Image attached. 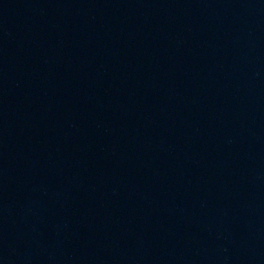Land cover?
Masks as SVG:
<instances>
[{
  "label": "water",
  "instance_id": "water-1",
  "mask_svg": "<svg viewBox=\"0 0 264 264\" xmlns=\"http://www.w3.org/2000/svg\"><path fill=\"white\" fill-rule=\"evenodd\" d=\"M160 264H264V126L210 190Z\"/></svg>",
  "mask_w": 264,
  "mask_h": 264
}]
</instances>
